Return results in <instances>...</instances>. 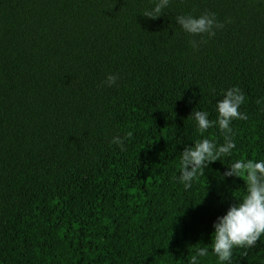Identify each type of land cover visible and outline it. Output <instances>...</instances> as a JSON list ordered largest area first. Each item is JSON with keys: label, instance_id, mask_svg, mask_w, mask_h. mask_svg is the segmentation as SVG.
<instances>
[{"label": "trees", "instance_id": "trees-1", "mask_svg": "<svg viewBox=\"0 0 264 264\" xmlns=\"http://www.w3.org/2000/svg\"><path fill=\"white\" fill-rule=\"evenodd\" d=\"M154 3L0 0V264H188L211 251L213 222L246 188L223 173L264 159V0H171L143 16ZM204 13L223 25L210 38L175 21ZM234 85L248 115L232 122L236 147L185 190L184 146L223 143L189 115L215 120ZM127 131L122 151L110 141ZM234 264H264V236Z\"/></svg>", "mask_w": 264, "mask_h": 264}, {"label": "clouds", "instance_id": "clouds-1", "mask_svg": "<svg viewBox=\"0 0 264 264\" xmlns=\"http://www.w3.org/2000/svg\"><path fill=\"white\" fill-rule=\"evenodd\" d=\"M171 0H155L154 6L144 11L143 16L155 19L164 15ZM182 30L192 36L207 34L210 38L223 25L216 20L215 13H204L200 16L180 15L175 18ZM195 47V42H193ZM118 77L110 74L106 77V84L112 86ZM246 97L239 86H232L223 90L222 99L216 101V118L209 119L206 110H194L189 116L195 122L198 133L203 137L207 130L216 126L223 136V143L213 139L201 138L191 145H185L180 151L178 182L185 190L204 176L205 169L210 162L230 156L236 147L232 122L247 120L248 115L240 111ZM264 104V97L257 100ZM133 138V132L127 131L123 136H113L111 143L123 151L126 141ZM224 177L245 178V192L243 196L231 203L222 216L213 222V232L209 246L196 247L194 254L188 257V264H201L203 258L210 255L216 258L217 264H234V249L251 248L264 236V159L235 160L223 173ZM202 244V243H201ZM205 245V244H202Z\"/></svg>", "mask_w": 264, "mask_h": 264}]
</instances>
